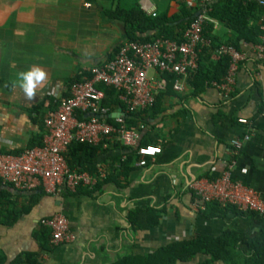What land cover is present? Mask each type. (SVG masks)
<instances>
[{"label":"crops","instance_id":"obj_1","mask_svg":"<svg viewBox=\"0 0 264 264\" xmlns=\"http://www.w3.org/2000/svg\"><path fill=\"white\" fill-rule=\"evenodd\" d=\"M130 9H139L147 17L180 16V3L175 0H0L1 151L14 153L42 143V120L55 101L68 94L74 80L88 78L93 66L111 60L117 48L128 42L122 14ZM109 11L117 17L109 18ZM212 20L213 37L224 42L234 38L232 31ZM243 49L248 60L239 70L230 97L224 98L214 86L195 95L188 81L182 92L169 85L159 93L155 105L141 113L139 121L146 125L141 142L160 147L161 152L146 157L142 167L136 166L138 160L132 161L125 173L119 165L122 147L111 146L99 163L107 166L111 181L94 197L45 194L31 205V193L7 189L10 194L0 197V253L5 264L20 257L35 260L32 264H102L129 246L134 255H146L196 234L257 235L264 217L227 211L221 218L208 219L194 207L190 189L193 179L216 177L228 160H235L234 178L255 189L264 201V60L253 58L252 46ZM32 66L46 71L48 79L36 98L28 101L13 82L19 72ZM241 118L248 124L239 123ZM237 138H244V145L234 155ZM5 204L14 210L19 205L16 221L9 220L15 211L7 212ZM161 206L165 211L159 224L137 231L129 242L120 230L127 227L125 214ZM57 212L67 217L76 239L54 246L50 236L45 243L37 234L39 221Z\"/></svg>","mask_w":264,"mask_h":264},{"label":"built area","instance_id":"obj_2","mask_svg":"<svg viewBox=\"0 0 264 264\" xmlns=\"http://www.w3.org/2000/svg\"><path fill=\"white\" fill-rule=\"evenodd\" d=\"M175 1L189 8H199L184 33V41L157 38L150 43L125 42L117 48L111 60L93 66L88 78L73 81L68 94L56 100L55 107L43 117L44 134L40 145L27 146L14 153L0 150L2 184L12 185L24 193L40 189L52 197H59L63 192L74 194L80 188L92 190L107 177L108 168L104 163L96 170L71 168L66 162V154L74 142L100 145L103 149L119 143L127 149H137L138 167L146 164V157L161 152L160 147L140 145L146 125L139 121L129 126L126 114H138L152 108L158 94L168 89V76L175 77L171 85L173 90L184 91L191 73L199 69V50L213 46L212 39L204 34L207 24L213 21L208 14V4L212 0ZM262 5L264 7V1ZM259 27L260 42L252 46L251 52L256 61H263L264 15L259 20ZM221 56L229 58V69L221 83L212 82L211 86L228 98L234 92L237 75L248 60V54L225 43L213 54L215 59ZM100 88L114 91L115 99L123 104L126 114H118L112 107L104 105L105 93ZM110 114L113 122L105 119ZM238 121L242 124L249 122L244 118ZM244 136L248 138L247 132ZM233 145L234 155H238L244 138L235 139ZM124 160L125 156H122ZM234 167L235 160H228L218 176L193 179L190 189L194 207L204 211L209 203L216 202L222 207L264 217V201L255 189L234 178ZM39 224L49 230L50 243L54 246L76 239L62 212L42 218Z\"/></svg>","mask_w":264,"mask_h":264},{"label":"trees","instance_id":"obj_3","mask_svg":"<svg viewBox=\"0 0 264 264\" xmlns=\"http://www.w3.org/2000/svg\"><path fill=\"white\" fill-rule=\"evenodd\" d=\"M262 1L264 0H212L208 4L210 8L209 16L232 31L234 38L224 42L213 37L214 23L209 22L207 24L204 34L206 37L212 39L213 46L212 48L199 50V69L191 73L189 77L188 85L193 89L195 95L201 93L207 86H211L212 82L221 83L227 75L230 65L229 58L226 56H221L218 59L213 58L215 49L218 46L227 43L240 50H244L243 47L253 46L260 42L261 30L259 20L264 15ZM198 10V7L189 8L184 3H180V16H173L170 19L162 15L147 17L139 9L124 11L122 20L126 24L125 35L128 42L138 41L140 43H150L157 38H170L178 42H183L184 33L193 21ZM106 15L111 19L117 17L115 11L106 12ZM171 22L176 24L170 26L169 24ZM176 29L179 31H176ZM115 53L116 51L113 55ZM167 79L169 84L172 85L175 77L168 76ZM100 89L105 93L104 105L112 107V110H115V107L125 109L123 104L115 99L114 91L111 89ZM141 113L126 114V123L129 126L138 123ZM105 119L108 122H113L114 120L111 114L106 116ZM116 145L120 144L114 143L112 145L113 148ZM140 145L146 146L147 144L141 142ZM106 150L100 145L95 146L74 142L69 146L66 154V162L71 168L96 170L101 162L100 158ZM122 151L123 154L121 157L125 156V160L122 161V158H119V161L126 173L129 171V168H126L127 165L132 161L139 160V155L137 149L122 147ZM110 178L108 175L103 181L98 182L92 190L80 188L73 196L86 195L92 198L94 197V193L100 192L102 187L111 181ZM6 193L10 194L7 189H0L1 198ZM28 193H31L28 195L31 205H34L40 196L45 195L40 189ZM168 198L169 196L165 197L166 201ZM10 203L12 204L13 201ZM7 208V212H10V210L11 212L15 211L13 208L9 209L6 206ZM30 210L31 208L27 210L23 209V213H28ZM164 211L165 206H161V208L147 207L145 209L128 211L124 216L127 227L121 228L120 230L123 231L127 240L132 242L133 236L137 231L149 230L157 226ZM227 211H232L236 215L257 216L254 212H242L236 208L222 207L216 202L209 203L204 211L198 212L208 219H213L221 218ZM19 215L20 213L13 212V214L11 213L9 215V220L16 221ZM37 237L47 243L49 230L41 227ZM200 256L205 257L204 261L200 264H215L218 262L224 264H264V226L254 237L237 234L233 231H226L219 236L196 234L187 240H173L162 248L146 255H134L131 253L129 246L125 248V252L121 255H118L111 261H105L102 264H179L191 262ZM5 261V256L0 253V264H5ZM23 261H27L29 264L35 262V260H24L20 257L12 260L8 264H21Z\"/></svg>","mask_w":264,"mask_h":264},{"label":"clouds","instance_id":"obj_4","mask_svg":"<svg viewBox=\"0 0 264 264\" xmlns=\"http://www.w3.org/2000/svg\"><path fill=\"white\" fill-rule=\"evenodd\" d=\"M48 79L46 71L39 66H32L27 71H21L13 82V87H18L24 99L31 101L37 96L38 89L42 88Z\"/></svg>","mask_w":264,"mask_h":264},{"label":"rangeland","instance_id":"obj_5","mask_svg":"<svg viewBox=\"0 0 264 264\" xmlns=\"http://www.w3.org/2000/svg\"><path fill=\"white\" fill-rule=\"evenodd\" d=\"M151 75H152V73H151ZM95 196H97V195H95ZM26 202H28V199H26ZM15 211H16L17 213H20L19 205H17V204H16ZM197 211H198V210H197ZM200 257H201V259L193 260L194 262H193L192 264H200L201 262H203L204 259H205V257H203V256H200ZM202 258H203V259H202ZM215 264H224V263H222V262H218V263H215Z\"/></svg>","mask_w":264,"mask_h":264},{"label":"water","instance_id":"obj_6","mask_svg":"<svg viewBox=\"0 0 264 264\" xmlns=\"http://www.w3.org/2000/svg\"><path fill=\"white\" fill-rule=\"evenodd\" d=\"M197 15V14H196ZM195 17V16H194ZM1 188H4V189H8V190H10V191H12V192H18V193H20L19 192V190H17V189H15L13 186H11V185H8V184H1L0 185V189Z\"/></svg>","mask_w":264,"mask_h":264}]
</instances>
